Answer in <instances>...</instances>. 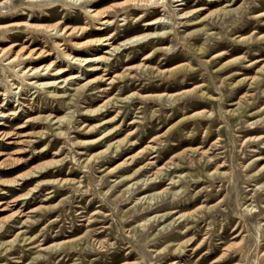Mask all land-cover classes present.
Instances as JSON below:
<instances>
[{"label": "rangeland", "instance_id": "rangeland-1", "mask_svg": "<svg viewBox=\"0 0 264 264\" xmlns=\"http://www.w3.org/2000/svg\"><path fill=\"white\" fill-rule=\"evenodd\" d=\"M138 1L0 6V264H264V0Z\"/></svg>", "mask_w": 264, "mask_h": 264}, {"label": "bare ground", "instance_id": "bare-ground-1", "mask_svg": "<svg viewBox=\"0 0 264 264\" xmlns=\"http://www.w3.org/2000/svg\"><path fill=\"white\" fill-rule=\"evenodd\" d=\"M9 0H3L2 2H0V6H2V5H4L5 3H7ZM27 1H29V2H43V1H46V0H27ZM64 1H67V2H77V1H79V2H81L82 0H64ZM175 1H177V0H175ZM100 2V1H99ZM139 2V1H138ZM180 2V1H179ZM139 3H141V4H144V3H152V7H157V6H164L162 3H163V1L162 0H146V1H143V0H140V2ZM214 4H216V3H218V1H214L213 2ZM181 4V2L178 4V5H180ZM202 9H204V7H198L197 9H196V11H198V10H202ZM87 12H88V14L90 15V17H96L97 19H98V24L99 25H96L95 27H94V29H96L97 31H101V30H103L105 27H103L104 25H110L111 24V21H109L108 19H106L105 18V16L107 15L106 13H103V12H98V11H94V10H91V9H87L86 10ZM262 16L264 15V11L263 12H261L260 13ZM23 14H18V15H15V18H14V21L13 22H10V23H6V24H0V31L2 30V29H8L9 27H12V26H30V24L28 23V22H24V21H21V20H17V18H19V17H21ZM43 17V16H42ZM31 18V17H30ZM77 18V17H76ZM62 22V20H60V21H58V23H61ZM159 23V18H156V19H154V20H151V21H148V22H146L145 23V25L146 26H151V25H154V24H158ZM45 29L47 30V31H50V32H52L53 30V34H57V35H59V36H61V35H64L65 34V32L67 31H65V28H61V30L60 29H57V26H45ZM89 28H88V26L87 25H83V26H80V28H79V30L78 31H80V32H86L87 30H88ZM59 30L61 31V32H59ZM77 32V31H76ZM70 32H68V34H69ZM146 33V32H145ZM145 33H141V34H138V35H135V36H132V37H129V38H127V39H125V40H123L121 43H119L120 45H122V46H126V45H128V44H130V43H133V42H140L141 41V39H143L142 37H145L146 35H144ZM242 38H245V37H242ZM241 38V39H242ZM110 39H111V37L109 36V35H107L106 37H104V38H98V39H96V40H90V41H88L89 42V44H91V45H97L99 48H105V47H110L111 46V42H110ZM84 41V40H83ZM77 42V41H76ZM75 42V43H76ZM36 43V42H35ZM204 43H202V45H203ZM15 44L14 43H12V44H10L8 47H10V46H14ZM59 46H60V43L58 44ZM77 46H87V42L85 43H80V44H78ZM63 48V47H62ZM96 48V47H95ZM199 49H202V48H204V47H201V46H199L198 47ZM79 49V48H78ZM116 49H118V47H116V46H113L112 48H111V51H113V50H116ZM35 50V49H34ZM33 50V51H34ZM43 51V50H42ZM80 51V50H79ZM83 51V50H82ZM41 52V51H40ZM44 52V51H43ZM4 53H5V51H4V49H0V56H2V55H4ZM86 53V52H85ZM226 52L225 51H221V52H218V53H216V54H214L215 56H217V57H219V56H222L223 54H225ZM262 53V52H261ZM28 54V53H27ZM27 54H26V56L25 55H22V57L24 56V58L25 57H27ZM39 54H37L36 56H38ZM41 55H44V56H46V55H49L48 53H41ZM185 55V54H184ZM19 56H20V54H18L17 52L13 55V56H9V57H7L6 59H8V63H12V62H16L17 60H18V58H19ZM65 56L69 59V60H71V59H74V61H76V63L78 64V65H83L82 63L84 62V63H89V62H91V59H92V57L93 56H90V55H87L86 54V56L85 57H83V58H74L73 56H69V54H65ZM151 56H152V54H150V53H147V54H145L143 57H142V59H144V60H148L149 58H151ZM98 58H104V57H98ZM58 62V61H57ZM56 62V63H57ZM23 63V62H22ZM92 63V62H91ZM68 66H70V65H68ZM262 66V65H261ZM224 67V64H222V65H220L219 66V68H217V70H222V68ZM264 67V65L262 66V67H260V68H258L257 69V72L258 71H260L262 68ZM180 68L181 67H179V66H177V67H175V68H173L170 72H169V74H174V73H176L177 71H179L180 70ZM50 69V64H48V65H41V66H38V67H35V68H33V67H29V69L27 70V71H31L32 70V73H39L40 71H43V73H47L48 72V70ZM53 69H55V68H52L51 67V70H53ZM68 69H56L55 71H54V73L57 75V74H59V73H63V72H65V71H67ZM21 71V70H20ZM163 72V70H161L160 71V73H162ZM23 73H26V69L25 70H23L22 71V74ZM34 84V83H33ZM17 86H15V88H16ZM195 88H198V86H195ZM195 88L194 89H192V90H190V92L191 91H194L195 90ZM183 91H186V90H183ZM181 92H175V93H170V94H168V96H171V97H173V96H177V95H179ZM202 94H203V92H202ZM201 94V95H202ZM0 95H2L1 93H0ZM156 96H158V97H161V96H164V95H167L166 93H164V92H161V93H158V94H155ZM2 106V104H0V107ZM105 106V103L104 104H101V105H98L96 108H94L93 110H91V111H98V110H100L101 109V107H104ZM235 110H237V107L236 108H234L233 107V109H232V111H235ZM1 112V111H0ZM20 126H23V124L22 125H19V126H17V127H20ZM12 134H16V133H9V132H3V131H0V135L4 138V139H7V138H9V137H11V135ZM6 143H14L13 141H10V140H7V142ZM108 147V146H107ZM207 161V160H206ZM205 162V161H204ZM47 165L48 164H50V162H47L46 163ZM42 168V167H41ZM30 173V172H29ZM29 173H26L25 175H28ZM191 174V173H190ZM24 175V176H25ZM16 181H10V183H15ZM9 183V182H8ZM24 194V193H23ZM2 204H4V202H0V210H5L6 208H5V206H3L2 207ZM14 215V214H13ZM11 217V216H10Z\"/></svg>", "mask_w": 264, "mask_h": 264}]
</instances>
